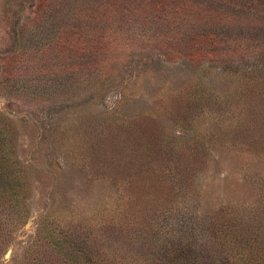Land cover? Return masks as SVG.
<instances>
[{
    "label": "rangeland",
    "instance_id": "obj_1",
    "mask_svg": "<svg viewBox=\"0 0 264 264\" xmlns=\"http://www.w3.org/2000/svg\"><path fill=\"white\" fill-rule=\"evenodd\" d=\"M0 264H264V0H0Z\"/></svg>",
    "mask_w": 264,
    "mask_h": 264
}]
</instances>
